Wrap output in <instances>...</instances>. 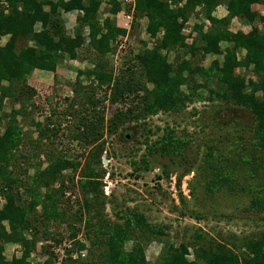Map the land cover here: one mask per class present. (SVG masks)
<instances>
[{"label":"trees","instance_id":"1","mask_svg":"<svg viewBox=\"0 0 264 264\" xmlns=\"http://www.w3.org/2000/svg\"><path fill=\"white\" fill-rule=\"evenodd\" d=\"M184 1L178 7L181 0H0V197L4 201L0 208V264H31L28 259L33 254L41 259V264H54L55 246L65 251L62 264H149L144 246L151 239L163 243L159 260L153 264H264L263 233L251 239L245 237L238 250L215 240L204 246L193 244L195 259L191 262L187 256L192 244L175 247L161 240L162 232L149 224L142 212L118 214L116 222L107 224V230L101 225L96 231L90 222L98 217L96 203L103 196L101 178L106 172L103 169L102 174L93 168L103 165V153L108 158L104 133L112 135L130 121L145 122L158 113L179 112L194 102L214 101L242 108L254 121L252 137L242 144V150L247 151L244 163L250 166L253 175L264 167V158L260 156L264 154V0ZM218 6H224L227 11L220 19L211 15ZM197 7L199 11H195ZM120 12L133 17L130 38L139 41L141 19L147 21L146 32L151 38H157L159 32L163 34L150 49L142 41L139 43L143 48L137 53L129 47L122 68L115 73L112 63L109 68L112 60L106 57L115 54L111 42L127 31L128 24L115 18ZM69 14L74 15V24L67 30L65 23ZM199 15L211 27L204 30L202 22L195 24L192 30L196 37L187 43L190 35L184 36L182 30L191 17ZM233 19L248 24L250 30H229ZM221 44L225 46L222 48ZM84 46L92 49L96 61L92 68L78 71L73 83L61 85L60 89L68 85L71 95L62 97L52 92L55 99L52 110L42 100L35 101L37 92L28 85L27 77L41 71L54 81L57 66L66 59L84 61L79 51ZM170 53H173L171 61ZM208 54L222 58L207 68L195 64L196 58L202 60ZM81 77L88 81V86L83 85ZM191 115L199 116L200 112L193 109ZM32 116L44 118L47 126L42 129ZM61 117L66 124L75 121L71 139L87 151V157L84 159L81 153L76 159H66L68 147L56 152L54 144L42 152L46 156L43 161L39 159L40 152L34 175L27 178L26 183L31 187L24 190L29 198L24 203L18 190L23 183L15 173L12 175V172H21L18 170L21 166L11 162L15 156L17 160L23 158L24 173L33 168L21 150L22 127L37 128L38 143L43 138L55 143L61 134L65 135L54 121ZM195 125L204 132L205 125L197 122ZM163 132L160 146L147 144L146 153L184 156L185 148L193 140L177 136L168 127ZM218 150L205 142L202 161L210 164L211 169L223 159H229ZM110 155L113 157L111 152ZM141 162L146 165L144 158ZM43 164L45 167L41 169ZM79 166L82 167L77 180L74 175L63 174L68 169L75 172ZM56 182L58 188L50 193ZM246 187L251 193L257 189L248 184ZM78 194L80 198L75 197ZM252 205L264 211V199L256 197ZM39 206L40 213L36 210ZM81 237L89 241V247ZM129 241L132 243L126 250ZM64 243L69 247H63ZM6 244L16 245L20 256L7 261ZM74 254L76 258H72Z\"/></svg>","mask_w":264,"mask_h":264},{"label":"rangeland","instance_id":"2","mask_svg":"<svg viewBox=\"0 0 264 264\" xmlns=\"http://www.w3.org/2000/svg\"><path fill=\"white\" fill-rule=\"evenodd\" d=\"M217 10L222 15L225 14L224 9L219 7ZM67 16L65 25L67 30H70L74 24V15ZM194 18L192 17V22ZM138 23L145 25L143 20ZM232 29V31L243 29L244 32L248 30L247 27L244 29L239 23L233 24ZM2 40L5 41V39ZM132 41L136 52H139L141 49L138 40L132 38ZM79 51L80 58H84V61L66 59L61 66H57L54 81L51 76L42 72L34 71L32 76L27 77L28 85L37 92L35 101L42 100L47 104L48 110L55 108L52 92L62 97L70 96L69 86L60 89L61 85L65 82L73 83L78 71H85L95 64L96 55L90 47L84 46ZM119 53L121 54V52ZM169 57L172 58V55ZM106 58L111 59V56ZM170 58L169 61L173 60ZM110 66L111 61L109 68ZM111 68L114 72L113 65ZM236 72L238 73V70ZM81 79L84 86L89 85L84 77ZM183 91H185L184 88ZM96 92L101 95V91L96 90ZM5 106L8 107L7 104ZM193 109L200 112V115L192 117ZM32 118L35 119V122H40L42 129L47 126L44 118L39 116H32ZM213 118L215 119L213 120ZM54 121L59 123L60 130L62 128V131L65 132V135L61 134V139L56 140L55 143H51L47 139L44 140V138L38 143V129L22 127L24 140L21 150L23 149L29 166L34 169L29 168L26 173L22 172L25 166L23 158L17 160L15 156L11 162L13 165L20 163L21 166V169H18L21 172H12V175L15 173L21 179L19 182L23 183L18 190L24 203L29 200L24 190L31 187L30 183H26L27 178L34 175L40 152L39 159L43 161L46 156L42 152L53 148L51 145L54 144L56 152L68 147L65 150L66 159H73L81 153L84 159L87 157V151L85 152L76 141L71 139L75 121L71 120L66 124L63 117L58 120L54 119ZM195 122L205 125L204 132L200 131L201 127L196 126ZM253 125V117L242 108L219 105L214 101L194 102L185 110L158 113L148 117L145 122L139 120L123 124L112 135L104 133L108 158L107 154L103 153V165L93 168L102 174L101 170L104 169L106 173L101 178L103 196L96 203L98 217L90 220L92 228L97 231L98 227L104 225L107 230L109 227L107 224L116 222L118 214L129 211L142 212L146 215L148 223L162 232L161 240L169 241L168 243L175 247L178 244H192L189 246V255L187 256L191 262L195 259L193 244L200 243L204 246L211 240H215V242L227 244L230 248L238 250L237 248L245 237L251 239V236L264 234V211L260 212L256 206L252 205V201L256 197L264 199V167L258 171L257 175H253L250 166L244 163L247 151L242 150V144H246L252 137ZM166 127L174 130L179 137L193 140L185 148L184 156L181 158L162 156L159 153L151 155L146 153L147 144L160 146L159 140ZM241 137L244 140H240ZM51 139L54 138L51 137ZM35 142H37V146ZM205 142L220 148L218 153L222 152L223 157H228L230 161L223 159L222 162L215 164V168L211 169L210 164H205L202 161ZM69 148L71 151H68ZM260 156L264 158V154H260ZM142 158L146 165L141 162ZM133 161L136 162V165L131 164ZM44 167L43 164L41 169ZM81 167L79 166L75 172L72 169L65 170L63 174L68 177L74 175L77 180ZM186 167H188V172H185ZM8 171L10 172V168ZM58 182L52 186L50 193H54L58 188ZM247 184L248 187L257 189L251 193L246 190ZM45 192L44 188L41 189L42 194ZM75 197L80 198L79 194ZM71 200L74 201V199ZM3 203L4 201L0 197V208ZM73 205L77 208L75 203ZM72 208L74 209V207ZM36 210L40 213L41 207H37ZM103 231L106 233L105 230ZM105 233L101 236L105 237ZM197 236L200 239H194ZM81 239L83 238L81 237ZM84 242L89 247V241L84 240ZM131 243V241L127 243L126 250H129ZM162 246L163 243H160L159 239H151V242L144 246L145 257L149 264L158 262ZM17 250L19 249L16 245L6 244L4 246L6 260L11 261L13 256H20ZM99 252L97 250V254ZM28 260L31 264H41L42 262L34 254Z\"/></svg>","mask_w":264,"mask_h":264},{"label":"crops","instance_id":"3","mask_svg":"<svg viewBox=\"0 0 264 264\" xmlns=\"http://www.w3.org/2000/svg\"><path fill=\"white\" fill-rule=\"evenodd\" d=\"M181 1H182L181 3H178V7H181L185 3L184 0H181ZM219 7L222 10L224 9V13L225 14L222 15L221 13L218 12L217 9ZM199 10H200L199 7H197L195 11H199ZM121 14H122V12L118 13L115 18L117 19V21H119V22L123 23L124 25H126L121 19V16H122ZM211 15H212V17H214L216 19H220V18H223V17H225L227 15V11H226L224 6H218V7L215 8V10L212 12ZM220 15H222V16H220ZM141 20L144 21L145 25L143 26V24H139V29H138V31H139V37H138L139 41H138V43L140 41L146 42V47L145 48L150 49L152 47L153 43H155V41L157 40V38H161L162 37L163 33L159 32L157 38H155V39L151 38L150 35L146 32L147 21L145 19H141ZM193 20L194 21L192 22V17H191L188 20V22L185 24V27L182 30V34L184 36L190 35L185 41L187 43L192 41L196 37V33L192 30V28H193V26L195 24H201V22H202L204 24V30H206L209 27H211L210 22L207 19L203 18L202 15H199L198 17H195ZM236 23L241 24V26H243L244 29H245V27H247L248 30H246V31L250 30V26L248 24H245V23L243 24V22L240 21L239 19H233L231 21L229 30L232 31L233 30L232 26H233V24H236ZM126 27H127L126 28L127 29L126 34L124 36H121V35L117 36L115 41L111 42V47L115 46V54H113V55L111 53L108 54V56H111V60H112L111 63L113 65V67H114L115 72L119 71V69L122 68V64H123V61L125 60V56L127 55V49H129V47L132 48L133 52H136V48L133 46L132 38H130V32H131L130 25H128ZM241 31H243V29H241ZM233 32H235V31H233ZM139 44H140V49H142L143 48V44H141V43H139ZM224 46H225L224 44H221L222 48ZM119 52H121V54ZM118 55H120V56H118ZM169 55H172V58H170V57L169 58L173 59V53H170ZM112 57H113V59H112ZM221 58H222V56H220V55H209L208 54V55L204 56V58L202 60L196 58V60H194V61H195V64L198 65L199 67L207 68L208 66H210V64L214 60H216V59L220 60ZM35 72H41V71H35Z\"/></svg>","mask_w":264,"mask_h":264},{"label":"built area","instance_id":"4","mask_svg":"<svg viewBox=\"0 0 264 264\" xmlns=\"http://www.w3.org/2000/svg\"><path fill=\"white\" fill-rule=\"evenodd\" d=\"M121 15H122V16H121L122 21H123L125 24L130 25L131 22H132V19H133L132 15H130V14H126V13H124V12H122ZM128 25H127V26H128ZM67 196H68V197L70 196L69 192L66 193V197H67ZM71 199H74V196H72ZM64 246H68V247H69V245H68V244H65V243L63 244V247H64ZM52 252H53L54 255H55V263H54V264H62L63 260L66 258L64 249H63L61 246H55V247L52 249ZM81 254L84 256V253H83V252H81ZM76 257H77V254L72 255V258H76Z\"/></svg>","mask_w":264,"mask_h":264},{"label":"water","instance_id":"5","mask_svg":"<svg viewBox=\"0 0 264 264\" xmlns=\"http://www.w3.org/2000/svg\"><path fill=\"white\" fill-rule=\"evenodd\" d=\"M104 158V157H103ZM103 162H105V160L103 159Z\"/></svg>","mask_w":264,"mask_h":264}]
</instances>
